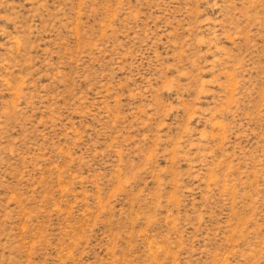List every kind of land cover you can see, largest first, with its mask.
Here are the masks:
<instances>
[{
	"label": "rangeland",
	"instance_id": "rangeland-1",
	"mask_svg": "<svg viewBox=\"0 0 264 264\" xmlns=\"http://www.w3.org/2000/svg\"><path fill=\"white\" fill-rule=\"evenodd\" d=\"M0 264H264V0H0Z\"/></svg>",
	"mask_w": 264,
	"mask_h": 264
}]
</instances>
